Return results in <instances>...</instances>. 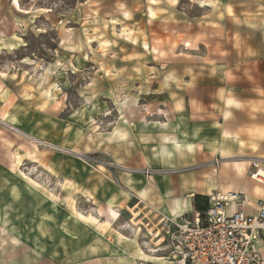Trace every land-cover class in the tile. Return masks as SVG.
<instances>
[{
    "label": "rangeland",
    "instance_id": "obj_1",
    "mask_svg": "<svg viewBox=\"0 0 264 264\" xmlns=\"http://www.w3.org/2000/svg\"><path fill=\"white\" fill-rule=\"evenodd\" d=\"M169 1L0 0V264H112L107 253L120 241L161 234V245L172 243L173 229L161 232L165 217L129 191L123 172L147 180L194 168L123 163L113 135L140 117L132 105L149 107L146 122H163L151 113L169 110L168 60L216 65L204 57L216 52V36L190 51L184 23L151 16ZM257 1L243 0L260 11ZM178 2L185 20L205 12ZM155 45L164 55L150 53ZM15 148L26 152L17 168Z\"/></svg>",
    "mask_w": 264,
    "mask_h": 264
},
{
    "label": "crops",
    "instance_id": "obj_2",
    "mask_svg": "<svg viewBox=\"0 0 264 264\" xmlns=\"http://www.w3.org/2000/svg\"><path fill=\"white\" fill-rule=\"evenodd\" d=\"M178 1L153 6L151 16L178 26L184 23L189 39L185 46L190 51L199 45L206 47L216 36V52L204 56L216 65L182 57L168 60L164 90L169 110L156 107L151 113L163 117V122H146L149 107L132 105L131 111L140 117L116 128L113 135L119 144L114 155L123 163L135 162L155 172L194 168L147 180L123 172L129 191L165 218L195 212L194 196L208 199L226 193H238L241 210L254 216L258 201H264V188L249 178L253 159L261 160L264 167V61L256 59L264 58V0L255 2V7L262 6L260 11L243 0H187L195 9L205 11L188 20L175 13ZM161 7L168 12L161 13ZM229 38L231 49L223 42ZM256 38L258 46L252 44ZM149 51L154 56L164 55L157 45ZM213 159H219L216 166ZM161 243L162 239L151 242L148 235L141 244L120 241L113 248L117 251L107 253V261L161 264L168 256V246ZM135 246L136 254H132Z\"/></svg>",
    "mask_w": 264,
    "mask_h": 264
},
{
    "label": "built area",
    "instance_id": "obj_3",
    "mask_svg": "<svg viewBox=\"0 0 264 264\" xmlns=\"http://www.w3.org/2000/svg\"><path fill=\"white\" fill-rule=\"evenodd\" d=\"M249 178L264 188L261 160L250 162ZM208 203L202 216L192 212L187 217L161 219V232L169 235L173 229L168 264H264V201H258L254 216L241 210L238 193L216 194ZM160 237L163 243L165 236Z\"/></svg>",
    "mask_w": 264,
    "mask_h": 264
},
{
    "label": "bare ground",
    "instance_id": "obj_4",
    "mask_svg": "<svg viewBox=\"0 0 264 264\" xmlns=\"http://www.w3.org/2000/svg\"><path fill=\"white\" fill-rule=\"evenodd\" d=\"M17 2V1H16ZM18 5V4H17ZM16 5V7H17ZM26 157V152H24L21 148H15L13 151H12V158H13V163H14V166L19 167V165L21 164V162L23 161V159ZM257 184V183H256ZM259 185V184H258ZM260 186V185H259ZM262 187V186H261ZM115 213V212H114ZM90 217V216H89ZM110 217V216H109ZM113 219V218H112ZM114 220V219H113ZM102 230H101V234H105L107 232L109 228V223H105V224H100L99 225ZM151 230L149 229V232ZM152 236H154L155 238L159 236V232H157L156 234H152ZM137 248L138 247H134L133 251H132V254H136L135 252L137 251ZM161 264H168L167 260H163L161 261Z\"/></svg>",
    "mask_w": 264,
    "mask_h": 264
},
{
    "label": "trees",
    "instance_id": "obj_5",
    "mask_svg": "<svg viewBox=\"0 0 264 264\" xmlns=\"http://www.w3.org/2000/svg\"><path fill=\"white\" fill-rule=\"evenodd\" d=\"M193 207H194V211L196 213H199L200 216H202L203 213L208 208V199L206 197L194 196L193 197Z\"/></svg>",
    "mask_w": 264,
    "mask_h": 264
},
{
    "label": "snow or ice",
    "instance_id": "obj_6",
    "mask_svg": "<svg viewBox=\"0 0 264 264\" xmlns=\"http://www.w3.org/2000/svg\"><path fill=\"white\" fill-rule=\"evenodd\" d=\"M173 2H175V0H173Z\"/></svg>",
    "mask_w": 264,
    "mask_h": 264
}]
</instances>
